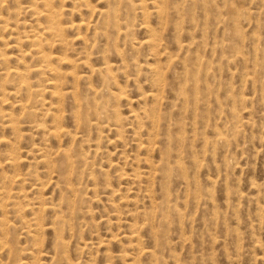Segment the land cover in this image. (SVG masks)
<instances>
[{
  "label": "rangeland",
  "instance_id": "obj_1",
  "mask_svg": "<svg viewBox=\"0 0 264 264\" xmlns=\"http://www.w3.org/2000/svg\"><path fill=\"white\" fill-rule=\"evenodd\" d=\"M0 80V264H264V0H0Z\"/></svg>",
  "mask_w": 264,
  "mask_h": 264
},
{
  "label": "bare ground",
  "instance_id": "obj_2",
  "mask_svg": "<svg viewBox=\"0 0 264 264\" xmlns=\"http://www.w3.org/2000/svg\"><path fill=\"white\" fill-rule=\"evenodd\" d=\"M43 2L44 3H46V2H48V0H43ZM2 8V7H1ZM19 8V7H18ZM91 9V8H90ZM27 11V10H26ZM56 11H57V9H56ZM55 11V12H56ZM101 12V11H100ZM36 14V13H35ZM101 15H105V12H101L100 13ZM111 15V14H110ZM49 16V15H48ZM109 15H107V17H108ZM104 17H106V16H104ZM16 19V18H15ZM17 19H18V17H17ZM49 19H50V22H51V26H50V28L48 29V31H49V33H55V36H56V33H57V31H58V22L56 23V21H55V15H53V16H51V17H49ZM100 19V18H99ZM12 22V21H11ZM6 23V22H5ZM8 23V22H7ZM97 25V24H96ZM106 25V24H105ZM116 26V25H115ZM5 27H7V26H5ZM60 27V26H59ZM99 27V26H98ZM112 27V26H111ZM7 29V28H6ZM121 30V29H120ZM38 31V30H37ZM48 31H47V33H48ZM63 31V30H62ZM70 31V30H69ZM125 31V30H124ZM59 32V31H58ZM97 32V31H96ZM98 34V33H97ZM14 35V34H13ZM53 35V34H52ZM101 35V34H100ZM11 36V35H10ZM17 37V36H16ZM29 37V36H28ZM102 38H104V37H102ZM2 40V39H1ZM47 40V39H46ZM3 41V40H2ZM14 41V40H13ZM39 43V42H38ZM39 45V44H38ZM49 45V44H48ZM37 46V45H36ZM149 46V45H148ZM58 47V46H57ZM63 47V46H62ZM65 47V46H64ZM20 49V48H19ZM22 53V52H21ZM30 53V52H29ZM19 55H21V54H19ZM10 56V55H9ZM40 62V61H39ZM52 70V69H51ZM4 74V73H3ZM16 72H14V71H8V73L7 74H5L6 75V79L8 80V81H10L12 78H14L15 76H16ZM98 74V73H97ZM22 74H20V73H18V75H17V77H20ZM16 77V79H18ZM24 77H26V76H24ZM4 78V79H5ZM15 79V78H14ZM14 79L12 80L13 81V83H14ZM86 79V78H85ZM19 80H21L20 81V85H17V87L18 86H20V88L21 87H23V88H26V89H28V82H27V79H25V78H23V77H20L19 78ZM2 81H4V80H2ZM12 81H10L11 83H12ZM18 81V80H17ZM5 82V81H4ZM16 82V81H15ZM6 84H9V83H6ZM16 85V84H15ZM58 85V84H57ZM8 86V85H7ZM5 84H3V82H1V80H0V92H1V94L2 93H4L5 91H6V88L5 87H7ZM30 87V86H29ZM56 87H58V86H56ZM54 88H55V85H54ZM4 90V91H3ZM18 90V89H17ZM20 90V89H19ZM24 90V89H23ZM3 91V92H2ZM21 91V90H20ZM31 91V90H30ZM57 91V90H56ZM55 91V92H56ZM0 94V96H2ZM80 100V99H79ZM55 101V100H54ZM84 110V109H83ZM32 114V113H31ZM27 115V114H26ZM30 116V115H29ZM13 126V123L11 122V124L9 125V126ZM12 128V127H11ZM14 128V127H13ZM15 129V128H14ZM86 129V128H85ZM79 154V153H78ZM64 157V156H63ZM80 160V159H79ZM67 162V161H66ZM62 166V165H61ZM61 169V168H60ZM63 169V168H62ZM138 176V175H137ZM135 178V177H134ZM136 180V179H135ZM106 181V180H105ZM104 181V182H105ZM0 196H1V193H0ZM53 207V206H52ZM55 210V209H54ZM15 212V211H14ZM117 213V212H116ZM68 215V214H67ZM23 222V221H22ZM58 222V221H57ZM19 223V222H18ZM65 223V222H64ZM69 223V222H68ZM33 228V227H32ZM59 232V231H58ZM57 236V235H56ZM129 237H131V236H129ZM1 246V245H0ZM6 249V248H5ZM141 250V249H140ZM58 252V251H57ZM147 254V253H146Z\"/></svg>",
  "mask_w": 264,
  "mask_h": 264
}]
</instances>
